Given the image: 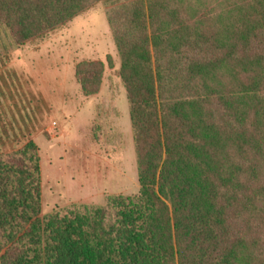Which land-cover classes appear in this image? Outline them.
<instances>
[{
  "label": "trees",
  "instance_id": "obj_1",
  "mask_svg": "<svg viewBox=\"0 0 264 264\" xmlns=\"http://www.w3.org/2000/svg\"><path fill=\"white\" fill-rule=\"evenodd\" d=\"M99 2L139 194L42 216L37 145L0 151V264H264V0H0V57Z\"/></svg>",
  "mask_w": 264,
  "mask_h": 264
},
{
  "label": "rangeland",
  "instance_id": "obj_2",
  "mask_svg": "<svg viewBox=\"0 0 264 264\" xmlns=\"http://www.w3.org/2000/svg\"><path fill=\"white\" fill-rule=\"evenodd\" d=\"M109 6L96 3L0 57V151L21 149L29 141L37 145L42 216L140 191ZM85 62L105 66L100 91L91 97L84 96L76 76Z\"/></svg>",
  "mask_w": 264,
  "mask_h": 264
}]
</instances>
